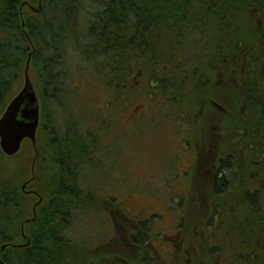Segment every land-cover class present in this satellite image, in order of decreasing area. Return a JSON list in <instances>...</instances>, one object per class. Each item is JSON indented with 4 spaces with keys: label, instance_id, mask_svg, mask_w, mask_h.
<instances>
[{
    "label": "trees",
    "instance_id": "16d2710c",
    "mask_svg": "<svg viewBox=\"0 0 264 264\" xmlns=\"http://www.w3.org/2000/svg\"><path fill=\"white\" fill-rule=\"evenodd\" d=\"M28 59L40 104L39 126L35 146L28 139L22 142L21 152L25 145L32 146L27 162L0 150V264L111 263L118 257L112 252L113 239L92 248L65 232L73 212L94 207L106 215L108 204L124 220L134 221L135 230L126 235L129 247L140 253V258L134 256L137 261H153L143 248L153 236L151 219L134 220L125 203L118 206L115 199L104 196L102 179L94 191L86 188L91 168L101 166L99 157L113 149L104 142L120 117L122 133L136 127L157 128L154 134L167 145L174 119L200 121L198 105L211 95L218 71L232 84L227 89L228 105L224 98L211 96L229 111L223 121L249 134L256 127L264 129V105L257 112L258 103L245 96L264 87V0H0V115L22 87ZM202 76L210 78L204 84L206 94H200ZM178 85L183 102L171 95L172 86ZM81 92H86L84 102L89 106L81 104ZM135 103L140 113L135 109L126 116L124 108ZM246 103L249 121L236 124L229 117L231 109L239 120ZM152 109L157 111L154 116L161 115L159 120H147ZM190 134L194 143L185 153L200 144V125L197 134ZM120 138L127 143L122 134ZM255 150L251 155L260 163L250 165L262 169L261 178L253 176L256 187H238L232 178L226 182L215 176L211 188L217 198L208 204L211 216L197 213L208 221L204 226L212 227L206 233L221 236L232 230L229 240L241 246L233 254H225L222 244L208 247L211 254L221 253L213 264H264V146ZM229 152L232 155L220 159L217 171L229 166L230 157L238 153L234 148ZM189 166V178L192 172L199 174L194 161ZM23 178L32 184L27 193L18 186ZM192 186L188 196L195 194ZM185 187L176 189L184 194ZM235 228L261 235L240 243ZM228 255L234 262L226 263ZM185 257L186 264H195ZM121 260L119 264H134L129 257Z\"/></svg>",
    "mask_w": 264,
    "mask_h": 264
},
{
    "label": "rangeland",
    "instance_id": "374dc122",
    "mask_svg": "<svg viewBox=\"0 0 264 264\" xmlns=\"http://www.w3.org/2000/svg\"><path fill=\"white\" fill-rule=\"evenodd\" d=\"M30 12H33L32 9ZM215 75L217 77V74ZM219 81L221 83V85H219L220 87H228L231 84L229 79H227L225 83L224 77L218 78V84ZM81 82L83 86H87L85 81L81 80ZM172 88L173 91L171 95L176 94L179 100L177 102H183L182 98L184 92L182 91V85L172 86ZM85 93L86 92H81L79 94L80 102L83 105L89 106L87 101L84 102ZM215 94L217 93L212 90L211 95L207 96L206 101L200 100L198 105L197 113L203 112L205 126L203 127V137H200L201 140L199 139L200 144L195 148L197 154H193L192 151H189L182 156L185 161L181 160L176 162V156L178 154H184L185 151L189 149V143L193 146L194 140H192L190 133L197 134L200 121L193 124L192 122L187 123L186 120L182 121L181 118L174 119L172 124H170L171 127L168 128V130L172 132V135H168L166 138L167 146L162 145L161 142H159L161 138L154 134L158 131L157 128L149 127V131H147L144 127H136L122 133L123 122L120 117L117 124L115 123L114 127L116 128L113 127V131L109 133L107 138L105 136L106 141L104 144L108 146V149H113L107 152V154L99 157V163L101 164V166H99L101 169L97 165L91 168V184H86V188H91L94 191L101 183V186L105 189L102 192H106L104 196L109 199H115V204H118V206L125 203V207L131 214V218L134 220H136V218L142 220L151 219V232L153 236L143 248L148 249L154 258H152V262L146 261L144 264H177L180 261L181 264H186L187 262L184 261L186 258L185 256L189 257L195 264H213L218 262V257L221 253L218 254L216 251L211 254L207 250L208 247L215 244H222V249H226L225 254L229 252L233 254L236 252L234 250H239L241 248L237 240H235V243L229 240L230 233H234L232 230H228V232L221 236H216L209 240L206 239L201 231L202 228H204V230L210 228L209 226H204L208 221H204L200 219V216H197L198 212H200V215L204 212L207 217H210V208H208V204L217 198L213 193L208 192L206 200H203L202 197L203 191H206L207 187H210L207 175H209L208 172H210L213 166V159L218 155V150H216V148L217 140L220 138H214L215 134H213V128L215 127L213 126L219 120V125H223L221 118L222 115L225 114V112L221 113L219 108L213 105L214 101L211 99V96ZM137 104L138 103L130 104L124 108L126 116H131V112L136 109ZM207 106H212L213 108L207 111ZM156 112L157 111L152 109L149 117H153L154 120L157 121L161 118V115L154 116ZM259 123H261L260 120ZM182 129H184V131H182ZM186 129L187 131H185ZM209 129L210 134L208 132ZM145 133L148 134L144 137ZM178 133H180V135H177ZM121 134L123 138L126 139V144H124L123 141L121 142ZM137 136L140 138L139 140H136ZM34 144L32 143L31 145L35 146ZM31 145H25L26 147L23 150L24 154L21 152L23 149L21 146L19 151L15 154L16 156H13L17 157L18 160L21 159L23 161L24 159V162H27L25 156L26 153L32 150ZM118 145H120V148ZM202 149L205 151V154L204 160L200 164ZM196 157L197 161H195ZM236 157L237 161L241 163L245 161L244 156L239 155V152ZM193 161L196 163L195 168L198 170L199 174L195 175V173L192 172L189 178L187 172L184 170L190 168L191 166H189V163L191 164ZM176 167H178L179 170ZM235 170V176L241 179L239 182L236 181L238 187L244 188V185L247 186L248 184L249 188L253 189L258 184L257 182L255 184L253 176L256 175L257 178H261L260 171L262 169L260 165L251 166L239 163L235 166ZM87 171H89L88 176H90V170ZM181 172L183 174H181ZM30 173L31 175L34 174L32 168L30 169ZM177 174H179V176L175 179ZM200 178L204 179L201 181ZM100 179H102L101 182L99 181ZM25 180L26 179L23 178L18 181L20 189ZM259 181L262 182V180ZM184 184H186V192L182 195L181 191L176 188H180ZM191 185H193L192 189L194 188L195 194L188 196V189ZM31 186V183L30 185L27 184L26 189L29 191ZM165 194L171 196H166ZM186 196L187 198H185ZM185 200L188 201V203H185ZM107 209L108 216L94 207L73 212L71 227L65 231L66 236L75 242H84L87 245H93L92 248H95L99 244L109 243L111 239H113L114 242L111 245L113 248L112 252L114 251L115 256L117 255L118 257L111 263L109 262V264L123 263L121 258L128 257L133 260L132 262H134V264H140L136 259V257L140 258V253L129 247L126 235L129 231L135 230L134 221L130 222L129 220H124L123 217L116 214V207L112 205L110 206L108 204ZM152 214L154 216H152ZM184 215V223L182 224V216ZM106 217L108 218L106 219ZM214 221L215 218H212V223H214ZM120 222L123 224L120 225ZM234 230L240 237V243H243L244 240L249 241L251 239L250 235H261L245 232L244 229L235 228ZM260 240L261 239H259L258 244L261 243ZM130 248L131 253L129 252ZM107 251H110V248L102 252ZM238 258L241 260L243 259L241 256ZM224 260L226 263L231 261L234 262L233 257L229 255Z\"/></svg>",
    "mask_w": 264,
    "mask_h": 264
},
{
    "label": "flooded vegetation",
    "instance_id": "af4514ba",
    "mask_svg": "<svg viewBox=\"0 0 264 264\" xmlns=\"http://www.w3.org/2000/svg\"><path fill=\"white\" fill-rule=\"evenodd\" d=\"M259 22L260 21H258V23ZM260 71H262V70H260ZM217 72L218 71H215L214 73L217 74ZM262 73L264 74L263 71H262ZM217 77L218 78L224 77L225 83H226V77L224 75H222L221 73H219V74H217ZM217 77H216V81H214L213 84H212V90L217 93V94H215L216 96L218 95V96L224 98L226 104L228 105V103H230V100L228 98L231 99V97H230V94L231 93L227 89L232 84H230L228 87H220L219 85H221V83L219 81V84H218V78ZM200 78H201V76H200ZM212 78H213V76H212ZM250 78H251V75L248 77V80ZM206 80H210V78H205V77L202 76V80L200 81V85H202L201 90H200L201 91L200 94H206V92L204 90V84H205V81ZM212 90H210V93L212 92ZM263 93H264V87L261 90H258L257 89V93L256 94L250 93V94H246L245 95L246 98L247 97L249 98V100L252 99L249 102H257L258 103L257 112H258L259 109H262V105H264V98H263L264 95H263ZM212 100L214 101L213 102V105H215L217 108H219V111L221 113H224L225 112V116H228L226 114H229V111L227 110L226 106L223 105V104H220L219 102H217L214 99H212ZM235 101H238V100H235ZM249 102H248V104H249ZM248 104L246 103V104H243L242 105V107H241V112H242L241 115L242 114L243 115L242 116L240 115L241 118L239 120L236 118L237 112L236 111L234 112L231 109V115L229 117L233 118L236 124H238V123L242 124V123H246V122L249 121L250 116L247 115V110L250 108V105H248ZM138 110H139V107H136V110H135L136 113L139 112ZM259 112H260V110H259ZM148 114L149 113H147V120L150 119V117H149ZM223 117H224V114L222 115V118H221V120L223 122V125H221V124L219 125V122H220V120H219L213 126V127L216 128V129L213 128V134H215L214 135V138H220L219 140H217V148H216V150H218V155H217L216 158L213 159L214 160V164H213L212 168L210 169V172H208L209 175H207V178H208V181L210 182V187H209L208 191L207 190L206 191H203V193H202L203 200H206V196H207L208 193H213V190L211 188V184H212V182H211L212 180L211 179H213V177L217 176L219 178H222L226 182H229V179L232 178V181L234 183L236 181L239 182L241 180L238 176H235V173H236L235 166H237V164H238L237 161H236L237 160V157L231 156L230 157L231 162L229 163V166L227 165V166L221 167L217 171V167H219V164H220L219 163L220 162V159H222V158H224V159L229 158V156H230L229 154H231L229 152L230 151V148H234V150H236V151L238 150L239 155L244 156L245 161H243V163H247L249 165H250V163H260L257 160H254L253 159V157L251 155V151L252 150H255L256 148H259L257 150V151H259V150H261L262 146H264V129H262L260 127H256L253 131H250L251 134H249L248 133L249 131H246L244 129L241 130L239 128H234V125L232 126L230 124V121H228V123H227V121L226 122L223 121ZM204 126H205L204 125V115H203V112H200V137H203V132H204L203 127ZM210 129L208 130L209 134H210ZM165 132H167V130H165ZM258 137H259V139H256ZM244 146L245 147H249V149L246 150V151H244V149H245ZM256 152H255V155H257ZM185 154H178L177 157L182 158V156L185 155ZM193 154H197V152L195 151V148H193ZM204 154H205V151L202 149L201 156H200V164L204 160ZM181 160L185 161V159H181ZM176 168H178V167H176ZM178 170H179V168H178ZM187 170H184V171L187 172ZM181 174H183V173L181 172ZM205 175H206V173H205ZM178 176H179V174H177L175 176V179L178 178ZM204 178H200L201 181ZM26 186H27V181H25L22 184L21 190L22 191H25V192L28 191V190H26ZM184 194H185V192H184ZM184 194H182V195H184ZM106 215L108 216V214H106ZM201 233L208 240L211 239V238H213V237H216V235L213 232H211V235H209L208 233H206L204 231V228H202Z\"/></svg>",
    "mask_w": 264,
    "mask_h": 264
},
{
    "label": "water",
    "instance_id": "95a60500",
    "mask_svg": "<svg viewBox=\"0 0 264 264\" xmlns=\"http://www.w3.org/2000/svg\"><path fill=\"white\" fill-rule=\"evenodd\" d=\"M26 62L24 82L0 115V150L6 156L15 155L25 139L33 144L39 125L40 104L28 74ZM4 249V245L1 246Z\"/></svg>",
    "mask_w": 264,
    "mask_h": 264
}]
</instances>
